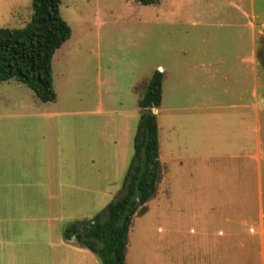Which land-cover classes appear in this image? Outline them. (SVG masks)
Returning <instances> with one entry per match:
<instances>
[{
    "label": "rangeland",
    "instance_id": "rangeland-1",
    "mask_svg": "<svg viewBox=\"0 0 264 264\" xmlns=\"http://www.w3.org/2000/svg\"><path fill=\"white\" fill-rule=\"evenodd\" d=\"M240 1L160 0L143 6L137 0H62L61 16L72 36L53 59L57 99L37 103L34 111L54 116L49 123L54 130L47 137L54 144L58 168L50 186L54 200L44 201V188L36 186L29 193L37 194V200L16 204V214L22 215L12 236L16 246L11 250L0 245V264H10V258H15V264L44 260L50 264L58 252L63 256L64 249L56 242L69 225L91 220L118 197L134 155L141 116L138 103L154 72L164 73L161 67L167 77L163 116L173 115L175 107L186 108L189 99L233 102L245 97L249 102L257 91L264 100V0ZM208 4L214 8L207 9ZM243 5L248 13L245 28L239 11ZM32 15V0H0V28L22 29ZM220 60L225 64H216ZM202 63H214L205 70L213 71V80L198 69ZM226 75L228 81L223 79ZM105 80L112 81L111 89ZM17 84L16 80L0 84V115L28 110L20 104L25 97ZM26 90L33 102V92ZM166 119L164 123L171 126ZM4 122L0 120L2 127ZM214 163L218 166L210 179L198 161L184 160L180 168L171 153L165 181L147 213L134 219L127 264H153L151 259L157 260L168 242L197 240L191 238L199 234L192 230L191 218L176 217L175 211L258 208L254 178L249 179L233 162L229 166L225 161ZM22 172L26 184L24 173L31 172ZM239 193L244 194L241 199ZM9 203L0 201V238L9 231ZM43 211L51 217L47 229L39 220Z\"/></svg>",
    "mask_w": 264,
    "mask_h": 264
},
{
    "label": "crops",
    "instance_id": "crops-1",
    "mask_svg": "<svg viewBox=\"0 0 264 264\" xmlns=\"http://www.w3.org/2000/svg\"><path fill=\"white\" fill-rule=\"evenodd\" d=\"M244 1L240 2L245 3ZM208 5L207 9L214 8L212 4ZM239 11L242 13L245 28V18L248 14L246 5L240 6ZM250 18L251 22H254V17ZM216 64L221 65L225 62L220 60ZM242 64L245 68L246 57H243ZM208 67H214V63H202L198 69L212 79L213 71L209 73L205 71ZM161 70L164 71L162 73L164 86L167 77L165 69L161 67ZM194 71L193 69L191 72ZM223 79L228 81L229 76L226 75ZM17 83L18 89L24 93V101L31 103L28 107L23 100L20 101L22 108L28 110L0 115V120L5 121L3 127L0 124V201L10 202L6 208L10 217L9 231L2 234L0 245L11 250L16 246L12 237L18 224L16 222L22 219V215L15 212L16 204L22 200H37V194L31 196L29 193L30 188L36 186L44 188L42 192L44 201H53L54 196L50 186L53 184L54 172L58 169L54 166V144L47 140L49 132L52 135L54 130L53 124H49L54 116L41 111L34 112L36 104L41 101L25 84L19 81ZM105 83L110 86V89L112 88L111 80H105ZM26 89L33 92V102H31V94ZM253 96L249 102L245 97L234 99L233 102L205 98L196 103L195 100L189 99L186 102L188 103L186 108L175 107L173 109L175 113L169 116H163L162 97L161 105L156 113L161 164L157 193L160 184L168 175V160L173 153L176 165L178 164L180 168L183 167L184 160H190L193 163L198 161L210 179L214 178L215 165L218 166L214 162L225 161L226 166L233 162L237 168L241 167L246 171L249 179L255 180L258 208L173 212L176 217L191 218L192 230L200 235L191 234V238L194 237L197 240L189 243L168 242L167 245H163L157 260L151 259L153 264H264V100L259 97L257 91ZM166 118L171 126L164 123L165 120L167 121ZM26 123L29 124L26 125ZM35 123H38V126ZM38 132L42 139L37 135ZM36 136L40 138L39 141ZM23 170L31 172V174L24 173L27 175L26 184L22 182ZM51 181L52 183H49ZM23 187H26L24 189L28 191L24 192ZM244 191L245 189L241 192ZM241 194L243 193H239L237 198L241 199L243 197ZM50 213L52 212L49 211ZM249 218H255V220L251 221ZM48 219L51 217H46V211L41 212L39 220L43 221L46 229L47 222L51 226V221ZM56 245L64 249L63 256H60L61 252H58L57 256L55 254L50 258V264H101L95 254L83 248L76 240H66L64 233L63 238L58 239ZM183 249H189V251L185 252ZM14 259L10 258L9 263L15 264ZM42 264H45V260Z\"/></svg>",
    "mask_w": 264,
    "mask_h": 264
},
{
    "label": "trees",
    "instance_id": "trees-1",
    "mask_svg": "<svg viewBox=\"0 0 264 264\" xmlns=\"http://www.w3.org/2000/svg\"><path fill=\"white\" fill-rule=\"evenodd\" d=\"M31 21L22 29L0 28V84L17 80L43 103L57 99L53 58L72 36L61 16L62 0H32ZM154 6L160 0H137ZM264 62V59H263ZM163 97V74L154 72L139 101L141 117L134 138V155L118 197L91 220L69 225L64 237L90 250L101 264H126L129 235L137 216H144L160 181L157 114Z\"/></svg>",
    "mask_w": 264,
    "mask_h": 264
},
{
    "label": "water",
    "instance_id": "water-1",
    "mask_svg": "<svg viewBox=\"0 0 264 264\" xmlns=\"http://www.w3.org/2000/svg\"><path fill=\"white\" fill-rule=\"evenodd\" d=\"M260 28L263 29V27H260ZM153 113L156 114L157 113V109H154ZM72 239L75 240V237H73Z\"/></svg>",
    "mask_w": 264,
    "mask_h": 264
}]
</instances>
